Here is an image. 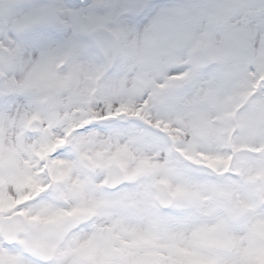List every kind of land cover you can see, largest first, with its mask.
Here are the masks:
<instances>
[{
    "label": "snow or ice",
    "instance_id": "snow-or-ice-1",
    "mask_svg": "<svg viewBox=\"0 0 264 264\" xmlns=\"http://www.w3.org/2000/svg\"><path fill=\"white\" fill-rule=\"evenodd\" d=\"M0 264H264V0H0Z\"/></svg>",
    "mask_w": 264,
    "mask_h": 264
}]
</instances>
